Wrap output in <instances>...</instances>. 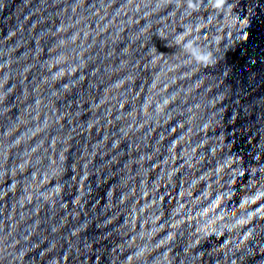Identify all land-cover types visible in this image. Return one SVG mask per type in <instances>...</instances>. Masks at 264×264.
I'll return each mask as SVG.
<instances>
[{
    "label": "clouds",
    "instance_id": "9594fccd",
    "mask_svg": "<svg viewBox=\"0 0 264 264\" xmlns=\"http://www.w3.org/2000/svg\"><path fill=\"white\" fill-rule=\"evenodd\" d=\"M179 3L180 0H177ZM203 0H186L187 8L192 12H197L199 10L200 4ZM209 3L213 9H215L218 13L222 12L225 14V18H228V14L231 13V5L227 4V0H209ZM208 23L211 24L212 20L209 18ZM232 23H235V18L232 19ZM203 24H198L195 28L186 27L185 31L175 38L176 44L181 46V49L191 58L195 60L197 64H203L205 66L213 63V54L212 51L208 50L207 45L216 42L219 43L221 37L216 36H207L205 40L202 38L199 33ZM155 40V47L158 53L162 56L165 52L168 51V48L164 46V41L167 39L162 30H158V35L153 38ZM200 42V43H198ZM201 43L203 46H201ZM163 49V50H162ZM237 223H243V221H237Z\"/></svg>",
    "mask_w": 264,
    "mask_h": 264
}]
</instances>
